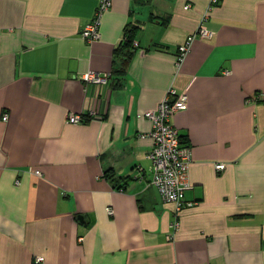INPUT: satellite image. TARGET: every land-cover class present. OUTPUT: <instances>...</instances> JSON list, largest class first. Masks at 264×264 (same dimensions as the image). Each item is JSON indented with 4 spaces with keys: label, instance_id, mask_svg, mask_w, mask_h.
<instances>
[{
    "label": "crops",
    "instance_id": "obj_1",
    "mask_svg": "<svg viewBox=\"0 0 264 264\" xmlns=\"http://www.w3.org/2000/svg\"><path fill=\"white\" fill-rule=\"evenodd\" d=\"M208 3L111 0L88 42L97 0H0V264H264V0H221L177 68ZM128 25L137 46L116 84ZM171 86L187 95L171 122L193 204L168 239L138 114Z\"/></svg>",
    "mask_w": 264,
    "mask_h": 264
},
{
    "label": "built area",
    "instance_id": "obj_2",
    "mask_svg": "<svg viewBox=\"0 0 264 264\" xmlns=\"http://www.w3.org/2000/svg\"><path fill=\"white\" fill-rule=\"evenodd\" d=\"M221 0H209L206 11L202 14L197 27L189 33L185 40L178 45L175 58V65L178 68L190 51L192 44L197 39L210 38L213 34L206 25L209 11L220 3ZM111 6V0H97L96 8L87 23L81 30V37L88 42H92L99 38V24L101 17L105 11ZM187 7V6H186ZM133 45L136 47L137 42L134 40ZM110 73H99L97 71L88 70L81 73L79 77L90 83L105 84L109 80ZM187 107V95L184 92H178L174 87H169L165 96L159 103L156 110H149L138 114V116L146 117L151 121L150 136L152 144L147 153V157L151 161V177L150 183L154 185L163 201L173 205V221L171 228L172 235L179 229V213L187 206L193 204L192 201L185 199V191L190 188L188 177V168L191 160V149L188 144L181 141L178 129L172 124L171 117L178 111ZM2 118L7 119L4 113ZM83 115L72 113L68 116V121L72 123L82 120ZM217 169L224 168L223 163L216 164ZM36 174H40L39 170H35ZM110 212V209L108 210ZM80 239H82L80 237ZM43 257H36L39 262Z\"/></svg>",
    "mask_w": 264,
    "mask_h": 264
},
{
    "label": "trees",
    "instance_id": "obj_3",
    "mask_svg": "<svg viewBox=\"0 0 264 264\" xmlns=\"http://www.w3.org/2000/svg\"><path fill=\"white\" fill-rule=\"evenodd\" d=\"M135 39H136V28L135 26L128 25L124 33L123 39L120 43V46L117 49H115V52H117V54L119 55V59L121 60L119 68L115 71L117 76L115 78L116 84L120 83V77L123 75L125 71L126 63L129 60L132 51L135 48V46L133 45ZM116 188L122 189L123 187L118 186Z\"/></svg>",
    "mask_w": 264,
    "mask_h": 264
},
{
    "label": "water",
    "instance_id": "obj_4",
    "mask_svg": "<svg viewBox=\"0 0 264 264\" xmlns=\"http://www.w3.org/2000/svg\"><path fill=\"white\" fill-rule=\"evenodd\" d=\"M80 217V216H79ZM81 218V217H80Z\"/></svg>",
    "mask_w": 264,
    "mask_h": 264
}]
</instances>
